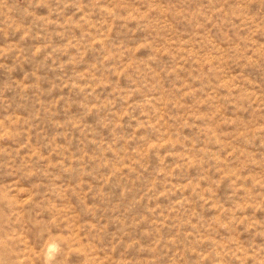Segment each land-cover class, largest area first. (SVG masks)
I'll use <instances>...</instances> for the list:
<instances>
[{"label": "rangeland", "instance_id": "1", "mask_svg": "<svg viewBox=\"0 0 264 264\" xmlns=\"http://www.w3.org/2000/svg\"><path fill=\"white\" fill-rule=\"evenodd\" d=\"M0 264H264V0H0Z\"/></svg>", "mask_w": 264, "mask_h": 264}]
</instances>
